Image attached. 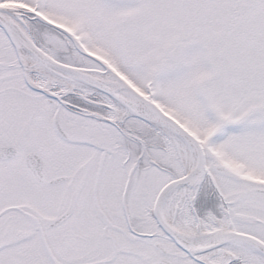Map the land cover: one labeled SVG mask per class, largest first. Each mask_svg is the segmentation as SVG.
Returning <instances> with one entry per match:
<instances>
[{
  "label": "rangeland",
  "instance_id": "rangeland-1",
  "mask_svg": "<svg viewBox=\"0 0 264 264\" xmlns=\"http://www.w3.org/2000/svg\"><path fill=\"white\" fill-rule=\"evenodd\" d=\"M0 6L26 13L28 19L20 18L29 36L51 57L100 72L105 64L200 142L208 175L206 170L192 199L181 207L186 223L217 230L219 222L229 221L224 200H235L241 185L245 217L230 214L232 224L264 240V193H253L254 188L264 190V0H0ZM11 50L0 31V61H8ZM26 71L34 85L75 107L48 103L45 95L24 86L18 69L0 72V144L20 137L19 158L10 162L13 171L5 178H27L23 168L16 169L37 147L47 177L88 180L74 182L81 185L108 178L123 183L136 161L132 198L140 208L141 192L147 197L145 214L141 211L133 223L154 232L153 197L161 185L189 169L193 154H184L162 128L129 113L119 115V103L102 92L67 87L36 69ZM53 118L68 140L56 135ZM86 192L91 196V187ZM13 227V218L2 214L0 242ZM141 250H134L131 264H143ZM148 250L153 264L158 253L152 245ZM202 260L264 264L262 257L226 255L223 248Z\"/></svg>",
  "mask_w": 264,
  "mask_h": 264
},
{
  "label": "flooded vegetation",
  "instance_id": "flooded-vegetation-1",
  "mask_svg": "<svg viewBox=\"0 0 264 264\" xmlns=\"http://www.w3.org/2000/svg\"><path fill=\"white\" fill-rule=\"evenodd\" d=\"M11 10L12 8L6 6L3 12ZM12 11L19 16H26L24 12L15 9ZM9 54L8 61L2 57L0 72L18 69L22 74L23 69L13 49ZM22 81L27 89L38 93ZM46 101L52 103L47 98ZM58 124L63 130L59 121ZM19 141L20 137L15 138L12 143L0 144L3 147H15L17 150V155L13 157L0 158V216L5 214L13 218L14 224L8 237L3 233L0 264H131L136 249H142L141 260L143 264H149L148 245H152L158 253L153 264H158L159 260H166L169 264H209L198 258V255H191L181 249L160 227L156 226L154 232H148L134 225V218L141 211L145 214L147 195L141 192L142 204L140 208L137 207L132 198L133 183L123 206L125 180L120 183L112 178L97 179L91 185H81L74 182L88 180L77 181L66 176L61 181L53 182L44 172L42 157L44 178L39 180L26 168L25 155L16 170L22 172L24 169L27 178H5L13 171L10 162L19 158ZM31 151L39 156L42 154L38 147ZM88 187L92 189L91 196H87ZM237 187L240 192L234 196L235 200L225 199L224 202L227 212L234 218L241 219L245 217L242 202L245 190L241 189V185ZM253 193L262 194L264 190L254 188ZM127 218L137 233H146L148 236L134 233L128 226ZM235 229L246 232L240 227ZM85 231L87 235H84ZM156 237L159 241L150 244L149 240ZM135 238L139 239V243H134ZM142 239L147 240L144 245Z\"/></svg>",
  "mask_w": 264,
  "mask_h": 264
},
{
  "label": "water",
  "instance_id": "water-1",
  "mask_svg": "<svg viewBox=\"0 0 264 264\" xmlns=\"http://www.w3.org/2000/svg\"><path fill=\"white\" fill-rule=\"evenodd\" d=\"M5 11L6 8L0 7V11ZM0 27L4 30L7 35L10 43L12 44L17 57L24 68V76H25V63L22 61L21 50H24L29 54V56L34 57L39 60L45 66L62 73L68 77H73L79 79V77H83V82L108 95L111 99H114L119 104L124 105L131 114L148 121L149 123L159 125L169 130L170 132L176 134L181 137L186 143L191 145V148L194 152V163L191 168L184 173L182 176L171 179L166 182L157 192L156 197L152 206V215L156 221V223L163 229L165 232L171 236L174 242L180 246L183 250L188 252L189 254L201 253L204 251H208L214 249L219 246H228L235 245L240 246L248 251H253L264 258V241L261 239L247 233L237 232L233 229L220 230L218 232V236L213 240L197 246H189L183 243L179 239L178 232L169 224V222L162 215V205L167 194L175 189L176 187L188 185L193 186L195 184H199L203 177L204 168H205V157L202 146L199 142L192 136L185 128H183L176 120L172 117L165 114L162 110H160L155 104H153L148 99L144 98L142 95L137 93L133 88L124 84L123 86H118L111 88L105 85L101 80L88 75L85 71H88L84 68H79L71 65H67L56 61L51 56H49L46 52L41 50V48L33 45H28L25 41H23L14 29L7 24L0 17ZM125 90L127 99L122 98L118 91ZM112 122L111 120H108ZM58 131L59 128L56 127ZM60 132V130H59ZM15 155V151L9 147H0V158H8ZM25 163L27 168L32 172L34 177L39 180H43V174L41 170V160L35 156L33 152L29 153L26 156ZM135 164L130 168L127 177L126 183L123 191V202L125 201V197L128 193L129 187L133 180V172H134ZM65 177H56L51 181L58 182L64 179ZM124 205V204H123ZM161 264H167L166 262H161Z\"/></svg>",
  "mask_w": 264,
  "mask_h": 264
},
{
  "label": "bare ground",
  "instance_id": "bare-ground-1",
  "mask_svg": "<svg viewBox=\"0 0 264 264\" xmlns=\"http://www.w3.org/2000/svg\"><path fill=\"white\" fill-rule=\"evenodd\" d=\"M0 17L9 24L14 31L17 33V35L25 41L28 45H35L34 42L31 40L30 36L27 33V29L25 25L23 24L22 20L18 17V15L14 11H7L2 12L0 11ZM21 54L23 55V58L25 57V64L28 68H34L36 70L42 71L44 74H47L50 77L51 81H56L60 84H63L65 86L69 87H78V86H85V83L83 82V77H79V79L68 77L66 75H63L62 73H59L58 71H55L44 64H42L39 60L35 59L34 57L29 56L27 52L24 50H21ZM104 66V65H103ZM104 72L100 71H94V70H88L85 71L88 75L95 77L99 80H101L105 85L114 88L115 86H123L124 83L122 80H120L109 68L105 67ZM118 94L124 98L127 99L125 90L118 91ZM116 110L119 115H126L129 113V110L124 105L116 104ZM164 131L169 132V137L173 140L174 144L183 151L184 154H186L188 151L193 154L194 152L191 146H187L188 144H185L179 137H177L174 133L168 131L164 127H160ZM192 157L191 164L187 166V168L191 167L194 163V159ZM195 185L188 186L183 185L176 187L175 189L171 190L167 196L165 197L164 204L166 205V211H164V208L162 209L161 213L165 217V219L178 231L179 239L190 246H197V245H203L211 240H213L215 237H217L218 230H227L232 229L231 225L228 223L219 222L217 225V230L214 231H208L206 230L201 224L197 223L196 221L191 222H185L180 213H181V207L185 201H190L192 199V195L195 191ZM163 204V205H164ZM177 213L175 214V212ZM168 218H171L172 221H170ZM180 228V229H179ZM224 249L225 254L227 255L229 252L234 253H240V254H254V257H258L257 254L252 253L251 251L245 250L244 248L240 246L235 245H228V246H221L218 248H214L210 251L204 252L202 254H199V257L201 259H205L207 255H210L214 252H217L220 249ZM257 255V256H256Z\"/></svg>",
  "mask_w": 264,
  "mask_h": 264
}]
</instances>
